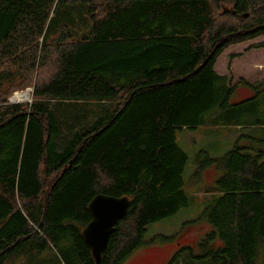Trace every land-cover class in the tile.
<instances>
[{"label": "trees", "instance_id": "16d2710c", "mask_svg": "<svg viewBox=\"0 0 264 264\" xmlns=\"http://www.w3.org/2000/svg\"><path fill=\"white\" fill-rule=\"evenodd\" d=\"M263 35L264 0H0V264H95L82 230L100 193L129 200L99 263L122 264L148 223L188 204L176 134L203 126L244 133L220 156L197 153L214 197L193 254L264 264V79L214 69ZM26 86L31 102L7 101ZM239 86L253 94L235 100ZM108 98L89 123L73 112Z\"/></svg>", "mask_w": 264, "mask_h": 264}, {"label": "rangeland", "instance_id": "374dc122", "mask_svg": "<svg viewBox=\"0 0 264 264\" xmlns=\"http://www.w3.org/2000/svg\"><path fill=\"white\" fill-rule=\"evenodd\" d=\"M59 14L60 12L55 13L54 19H58ZM262 40H264V35L230 45L218 57L215 65L216 72H224L225 75L231 77L232 83L238 81L240 77L253 83L263 80L264 48L254 47V49L236 57L238 53L241 54L240 51L245 49L243 47H248ZM234 53L237 55L233 58L230 57ZM32 90V86L13 90L8 95L7 101L12 103L31 102L33 100ZM24 91H28L27 98L23 100L17 98ZM117 101V98H108L103 101H78L73 107V112L78 114L82 118L81 120L89 123L99 113L112 110ZM52 103L55 105L56 102L53 101ZM68 114L62 112L64 117ZM74 128L77 129L79 126L76 124ZM240 133H244L243 130L208 126L198 127L197 129H182L177 132V142L189 157L183 172L188 204L169 216L148 223L143 235L144 242L122 264H208L207 259L195 257L193 253H197L200 242L198 239L205 237L207 231L203 229V225H199L202 222L199 216L204 207L214 197L209 184L212 173L211 171L203 172L202 169L197 170L195 160L198 152L204 154L205 159L208 158L207 153L212 157L222 155V153L232 148ZM70 136L71 134L61 131L57 140L60 145H63L69 140ZM199 159L203 162L199 167L206 166L207 162L204 161L203 157ZM45 253L50 254V259L54 258V253L51 250Z\"/></svg>", "mask_w": 264, "mask_h": 264}, {"label": "water", "instance_id": "95a60500", "mask_svg": "<svg viewBox=\"0 0 264 264\" xmlns=\"http://www.w3.org/2000/svg\"><path fill=\"white\" fill-rule=\"evenodd\" d=\"M128 207L129 200L126 196L100 193L90 200L88 209L91 220L82 230V236L91 250L95 264L100 263L108 238L114 231V224L126 215Z\"/></svg>", "mask_w": 264, "mask_h": 264}, {"label": "crops", "instance_id": "0c3cea01", "mask_svg": "<svg viewBox=\"0 0 264 264\" xmlns=\"http://www.w3.org/2000/svg\"><path fill=\"white\" fill-rule=\"evenodd\" d=\"M262 41H264V40H262ZM251 46V45H250ZM247 46H245V47H243V48H245L243 51H240L241 52V54L240 53H238V55L236 56V57H238V56H240V55H243L246 51H248V50H252V49H254V47H247ZM242 48V47H241ZM259 48H264V46L263 47H259ZM255 49H257V48H255ZM217 62V61H216ZM215 65H216V63H215ZM215 65H214V69H215ZM216 71V70H215ZM232 72H233V69H232ZM217 73H219V74H221V75H225V73L224 72H218L217 71ZM240 78H243V77H240ZM250 81V80H249ZM253 94V91L251 90V88H249V87H238L237 88V90H235L234 91V99L235 100H240V99H243V98H246V97H249V96H251ZM213 127H217V126H213ZM222 128H224V127H222ZM234 129H237L238 131H241V129H239V128H234ZM244 131V130H243ZM241 135V133L238 135V137ZM237 139V138H236ZM235 139V140H236ZM239 141L240 142H244L245 141V138H240L239 139ZM215 153H217L216 151H215Z\"/></svg>", "mask_w": 264, "mask_h": 264}, {"label": "bare ground", "instance_id": "6f19581e", "mask_svg": "<svg viewBox=\"0 0 264 264\" xmlns=\"http://www.w3.org/2000/svg\"><path fill=\"white\" fill-rule=\"evenodd\" d=\"M28 96V91H24L22 93L19 94V96H17V98H19L20 100L26 99Z\"/></svg>", "mask_w": 264, "mask_h": 264}]
</instances>
